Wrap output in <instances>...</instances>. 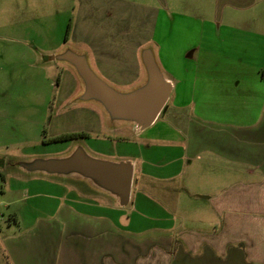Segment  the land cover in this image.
Here are the masks:
<instances>
[{"label": "rangeland", "instance_id": "rangeland-1", "mask_svg": "<svg viewBox=\"0 0 264 264\" xmlns=\"http://www.w3.org/2000/svg\"><path fill=\"white\" fill-rule=\"evenodd\" d=\"M249 1L0 0V53H5L1 49L7 45H27L33 56V48L38 47L50 64L35 63V66L38 64L35 70L42 68L46 80L50 75L54 79L53 87L43 75H38L39 79L35 77L37 83H31L32 64L13 63L9 68L29 70L23 77L31 79L30 83L12 77L2 85L5 96L1 93L0 107L5 111L0 114V264H17L14 252L18 257L27 250L47 260L57 246L55 234L58 232L54 229L32 230L30 227L38 220H50L48 217L59 203L56 199L40 197L37 185L45 186L50 181L67 182L40 171L28 172L23 165L34 159L65 157L78 146L98 158L128 159L138 163L134 176L143 185L137 190V199L132 198L130 205L118 209L122 215L121 219L117 217V224L122 228L137 214H145L147 218L143 217L148 219L145 226L158 225V228L173 224L174 216L175 223L179 222L178 214L186 218L188 226H194L189 224L191 220L205 216L203 208L196 209L188 201L192 197L189 194L214 179L207 173L210 168L206 160L208 154H203L205 159L198 164L196 153L185 152L181 143L153 140L150 136L161 134L162 127L169 123L177 129L179 126L188 129L190 120L195 119L222 122L227 126L234 125L235 129L239 127L244 120V115L236 108L239 101L231 102L225 95L226 89L220 93L217 83L214 86L212 83L214 78L219 82L218 77L227 84L226 87L235 85L236 88L242 84L239 92L246 86L245 81H253L246 76L264 79V65L253 72V66L246 58L247 52L256 46L254 32L255 37L264 34V0ZM241 30L252 33L239 38L236 33ZM260 37L259 42H262ZM145 48L153 53L168 75L177 72L176 58L195 56L192 63H184L185 73L180 61L178 73L190 82L187 86L189 98H195L197 102L187 109L175 108L176 114L165 116L163 110L156 124L141 132L129 121L112 126V119L98 104L91 101L78 104L75 99L83 87L76 69L61 60H50L51 55L68 49L82 53L99 77L115 89L128 91L145 83L147 78L142 57ZM255 50V54L263 52V49ZM5 54L9 62L17 61L9 52ZM181 76H176L168 107H174L178 98L177 91L182 86L179 84L183 81ZM35 88V92L30 93ZM73 132L86 133V136L57 139L58 135ZM167 146L170 147L168 151ZM176 155L177 160H174ZM196 166L201 167L195 173L197 177L199 172L202 174L198 180L193 177L189 180ZM141 167H145V173L140 175ZM187 182L191 185L188 194L184 190L189 185ZM54 189L61 194L56 187ZM42 190L51 191L49 188ZM178 197L186 199L187 205L182 208L176 205ZM196 225L199 227L202 223ZM15 232L20 235L18 243L9 245L7 238Z\"/></svg>", "mask_w": 264, "mask_h": 264}, {"label": "crops", "instance_id": "crops-1", "mask_svg": "<svg viewBox=\"0 0 264 264\" xmlns=\"http://www.w3.org/2000/svg\"><path fill=\"white\" fill-rule=\"evenodd\" d=\"M251 2H256V0L249 1V3ZM251 33L250 30H241L236 35L239 38H245V35ZM254 35L253 38L257 41L254 42L256 46L251 48L246 56L250 65L253 66V72L258 66L264 65V34L262 37ZM259 37L262 38V42H259ZM247 46L250 47L248 44ZM256 48L263 49V52L255 54ZM33 49V56L27 45L17 47L7 45L5 49H1L16 57L17 61L9 62V59L4 57L6 54L0 53V98H2L1 93L3 97L5 96L2 85L8 82V79L15 77L18 78L17 80H25V83H30L31 80L23 77L29 70L25 68L24 72L21 68H9L10 64H23V62L32 64L34 73L31 83H37L39 76H44L42 68H38L39 71L35 70L38 67V64L35 66V63L41 62L43 65L50 63L47 62L44 53L39 52L38 47ZM195 60V56L176 58L178 67H180L179 62H183L181 69L184 73V66H186L184 63L186 61L192 63ZM178 67L174 74L181 76L178 73ZM165 74L172 78L173 89H175L177 75H174L173 72L169 75L166 72ZM50 76L47 80L44 76V80L49 82L50 87H53L54 79ZM35 77H38L36 81ZM181 77L183 81L179 84L182 86L177 91L178 98H175L174 107L172 105L168 107L166 104L165 116L171 113L176 114L175 108L187 109L191 103L196 104L197 102L195 98H189L190 93L187 86L190 82L183 76ZM248 77L253 79V83L243 79L246 86L241 87L243 90H239L240 93L237 90L242 84L236 88L235 85L226 87L227 84L221 82L218 77L216 78L219 82L214 78L212 83L213 86L217 83V86L222 89L218 90L220 93L226 89L225 95L231 102L239 101L236 108L244 115V120H238L241 122L237 129L234 125L227 126L222 122L195 119L190 120L188 129L184 126H179L177 129L169 123L165 128L162 127L161 134L150 136L153 140L159 138L164 142L181 143L183 146L179 145L178 148L181 147L187 153H196L195 158L198 160V164L205 159L203 154H208L206 160L210 164V168L207 173L212 174L214 179L198 191L189 194L192 197L188 202L196 209L203 208V212H205L204 217L199 216L189 222L194 226H188L186 218L178 214L177 221L179 222H176L178 224L175 223L176 217L174 216L173 224L164 225V228H158V225L157 227H147L144 225L148 223V219L144 218L145 214H137L136 217L129 218V222L125 223L122 228L117 224V217L121 219L122 215L118 213V209L130 205L131 200L128 205L121 206L117 196L100 188L92 180L75 173L59 175L58 173L51 174L35 170L67 182L58 184L50 181L45 186L37 185L40 190L37 191V194L40 197L56 199L59 203L55 205V210L48 217L50 220H38L34 227H30L32 230L36 228L54 229L58 232L55 234L58 243L52 253L48 255L47 260L44 256L38 258L37 255H34L35 253L28 252V250L24 255L23 253L18 254V257L14 252L13 257H15L16 263L264 264V79L255 76H246V79ZM35 90L36 88L30 93H34ZM39 107H42V104H39ZM4 111L5 109L0 107V114H3ZM41 114V112L38 113V118ZM168 150L170 147L167 146L166 151ZM86 152L93 156L88 150ZM93 157L98 158L97 156ZM177 157L176 155L174 160H177ZM132 162L135 166V175L138 163L133 160ZM200 168L196 166L192 169L189 180L192 177L194 180L199 179L202 171L199 172L198 177L195 173L200 171ZM144 170L145 167H141L139 174L145 173ZM135 182L136 184H134ZM141 185H143L141 180L134 176L131 199H137L136 193ZM55 187L61 194L54 191ZM190 187V184L184 187L187 194ZM42 188H49L51 191L42 190ZM202 199L204 201L200 203L199 201ZM175 200H177L176 205H181V208L188 203L186 199L183 200L179 197ZM162 201H166V199H162ZM145 202L152 203L148 200ZM80 208L85 210H79ZM187 216L189 217V215ZM199 223H202V226L196 227V224ZM19 236L18 232H15L13 236L8 237L9 245L18 243Z\"/></svg>", "mask_w": 264, "mask_h": 264}, {"label": "water", "instance_id": "water-1", "mask_svg": "<svg viewBox=\"0 0 264 264\" xmlns=\"http://www.w3.org/2000/svg\"><path fill=\"white\" fill-rule=\"evenodd\" d=\"M147 78L145 83L132 90L122 91L113 88L99 77L89 66L87 56L68 49L50 56V60H61L72 65L82 79L83 90L75 100L91 101L102 106L112 119V126L121 121H129L138 131L148 129L159 118L173 91L172 80L157 63L153 53L145 48L142 51ZM23 165V163L21 162ZM23 168L27 171L40 170L47 173L67 175L75 173L93 181L102 189L119 198L121 206L131 200L135 166L132 160L94 158L83 146H78L68 156L53 159H34Z\"/></svg>", "mask_w": 264, "mask_h": 264}, {"label": "flooded vegetation", "instance_id": "flooded-vegetation-1", "mask_svg": "<svg viewBox=\"0 0 264 264\" xmlns=\"http://www.w3.org/2000/svg\"><path fill=\"white\" fill-rule=\"evenodd\" d=\"M75 101V100H74ZM78 104H81V103H87V102H77ZM92 103H94V102H92ZM166 108V107H165ZM164 110V109H163ZM163 112V111H162ZM161 112V113H162ZM73 133H76V132H73ZM66 134H71V133H65V134H62V135H60V136H63V135H66ZM76 134H78V135H80V134H82V133H76ZM83 134H85V136H86V133H83ZM59 135L57 136V138L58 137H60ZM80 137H84V136H82V135H80V136H75V137H73L74 139L76 138V139H78V138H80ZM59 139V138H58ZM67 139H71V137L70 138H67ZM59 140H66V139H59Z\"/></svg>", "mask_w": 264, "mask_h": 264}, {"label": "trees", "instance_id": "trees-1", "mask_svg": "<svg viewBox=\"0 0 264 264\" xmlns=\"http://www.w3.org/2000/svg\"><path fill=\"white\" fill-rule=\"evenodd\" d=\"M68 35V34H67ZM67 38H68V36H67ZM263 74H264V72H263ZM80 135H82V136H85V134H80ZM80 135H78V134H76V133H71V134H66V135H63V136H60V137H58L59 139H67V138H73V137H77V136H80ZM57 138V139H58Z\"/></svg>", "mask_w": 264, "mask_h": 264}]
</instances>
